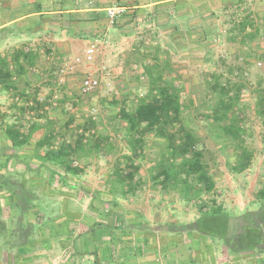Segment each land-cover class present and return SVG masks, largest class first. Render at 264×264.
Here are the masks:
<instances>
[{
  "label": "rangeland",
  "instance_id": "rangeland-1",
  "mask_svg": "<svg viewBox=\"0 0 264 264\" xmlns=\"http://www.w3.org/2000/svg\"><path fill=\"white\" fill-rule=\"evenodd\" d=\"M159 2H117L125 9L123 16L113 24L106 19L97 27L100 32L82 29L83 36L68 42L66 49L50 41L54 36L48 33L25 48L37 54V62L16 79L18 90L0 101V131L15 128L27 136L33 130L24 149L7 140L0 145L2 164L11 156L0 165V264L129 262V250L141 246L136 236L141 228L153 234L160 229L159 237L166 231L187 233L189 246L209 248L211 243L218 264H264V242L238 249L236 241L212 239L195 228L201 201H216L238 221L264 220V203L257 199L264 185V118L257 106L264 90V0H201L189 17H184L188 9ZM148 3L156 5L133 8ZM85 20L81 15L75 20L80 31ZM62 28L55 32L57 39ZM88 45L96 46L95 61L61 74ZM15 49H1L0 54ZM154 63L180 92L184 124L198 137L215 181V191L202 198L184 201L179 189H164L159 165L169 152L166 142L153 135L145 138L144 151L135 158L139 171L133 183H123L119 175L125 176L130 156L127 125L119 112L132 110L148 94L145 70ZM90 73L101 84L83 95L80 86ZM217 83L228 84L233 94L240 90L235 110L244 130L240 144L253 153L251 166L241 173L233 170L237 142L213 122ZM81 134L94 147L67 159L77 171L68 173L43 160L47 152L75 143ZM45 136L51 143L39 147ZM100 138L109 143L99 151Z\"/></svg>",
  "mask_w": 264,
  "mask_h": 264
},
{
  "label": "trees",
  "instance_id": "trees-1",
  "mask_svg": "<svg viewBox=\"0 0 264 264\" xmlns=\"http://www.w3.org/2000/svg\"><path fill=\"white\" fill-rule=\"evenodd\" d=\"M38 56L31 50L19 48L10 54H0V93L17 91L16 79L27 73L28 68L35 66ZM163 68L159 63L146 67V75L149 78L148 94L140 99L132 110H120V118L127 125L128 147L130 156H127V171L121 176L123 183L131 184L135 180L139 167L135 164V158L144 151L145 138L148 135L156 136L166 142L168 155L165 156L159 167V178L164 189L173 187L179 189L184 201H192L202 198L204 194H212L216 184L208 172L204 162V152L199 148L198 137L189 130L182 118L183 106L180 92L164 77ZM215 93L218 102L213 111V122L219 127L227 138L237 142L240 149L239 156L233 170L237 173L246 171L253 159V153L240 144L243 136V128L239 115L235 112L236 104L240 99V90L233 94V90L227 85L215 84ZM259 115L264 118V90L259 92L257 102ZM33 130L29 135L20 134L15 128L7 130L8 137L13 148H22L28 145ZM46 137V136H45ZM109 143L107 138L97 140V150L102 149L103 143ZM47 136L40 143L50 144ZM94 144L85 142V136L81 134L73 144H64L57 151L47 152L43 160L52 162L64 168L68 173L77 171L70 166L69 159L72 155H78L82 149ZM108 146L104 149L107 150ZM257 199L264 203V185L258 192ZM199 205L200 218L196 222V230L201 234L225 241H236L238 249H253L264 242V220L251 222V219L240 221L228 215L222 205L216 201L211 204L201 201ZM250 221V222H248Z\"/></svg>",
  "mask_w": 264,
  "mask_h": 264
},
{
  "label": "crops",
  "instance_id": "crops-1",
  "mask_svg": "<svg viewBox=\"0 0 264 264\" xmlns=\"http://www.w3.org/2000/svg\"><path fill=\"white\" fill-rule=\"evenodd\" d=\"M200 1L160 0L159 3L164 6L172 5L176 9L181 8L182 11L188 9L189 12H185L184 17H189L193 14L192 11L198 8ZM117 2H122V0H0V50L8 49L11 46L29 48L30 45L32 46L40 40V36L47 33L54 36L50 41L56 43V46L66 49L68 42H72L74 38H79L82 29L88 28V31L93 33L102 31L98 30L97 27H100L102 22L105 23L106 19L109 20L107 10L117 7ZM154 4L156 5V3ZM154 4H135L133 8L150 7ZM174 13V8L172 10L170 8V14L174 15ZM80 15L86 19L79 23L82 25L81 31L78 29V25L75 26L78 24L75 20L76 18L80 19ZM180 16L182 18V14ZM172 17L171 15L168 16L169 19ZM46 21L49 23L45 24ZM60 27L63 28L60 39H57L55 32ZM5 95L6 92L0 93V101L5 98ZM1 124L2 122H0V128ZM0 132L3 133L0 145L2 146L3 141L7 140L8 145L12 146L6 129ZM14 153L17 155L15 156L17 159L24 161L23 164L27 163L22 154ZM10 158L11 156L8 154L4 157L5 162L2 164L0 157V165H6ZM156 230V234H153L147 228L139 229L140 234H136V236H138V243L141 246L139 245L137 250L136 248L129 250V262L121 258V262L118 264H218V253L213 244L210 243L209 248L203 247L200 243L189 246L186 245L185 239L187 233L166 231V234L163 233L164 237H159L158 233L161 230ZM193 235L197 237L196 233ZM72 239L74 238L72 237ZM190 240L192 237L189 238ZM150 241H154L155 246L153 245L152 249L151 246L149 247V244L152 245ZM128 255L127 257H129Z\"/></svg>",
  "mask_w": 264,
  "mask_h": 264
},
{
  "label": "built area",
  "instance_id": "built-area-1",
  "mask_svg": "<svg viewBox=\"0 0 264 264\" xmlns=\"http://www.w3.org/2000/svg\"><path fill=\"white\" fill-rule=\"evenodd\" d=\"M125 13V9L121 7L110 8L107 10V15L111 23ZM97 55V49L95 45H90L84 50V54L81 57H76L72 61V66L67 68H63L60 73L65 74L69 73L68 71H73L75 66L80 64H92L95 61ZM67 69V70H66ZM101 81L99 77H96L93 73H90L82 82L80 86L81 94L89 95L93 93L96 89L100 87ZM18 99V98H17Z\"/></svg>",
  "mask_w": 264,
  "mask_h": 264
}]
</instances>
